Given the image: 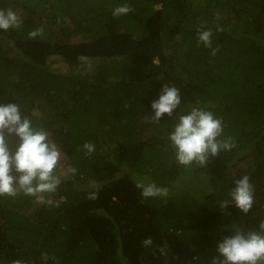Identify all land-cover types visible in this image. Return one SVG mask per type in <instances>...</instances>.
<instances>
[{
    "label": "trees",
    "instance_id": "16d2710c",
    "mask_svg": "<svg viewBox=\"0 0 264 264\" xmlns=\"http://www.w3.org/2000/svg\"><path fill=\"white\" fill-rule=\"evenodd\" d=\"M124 4L133 10L114 17ZM8 8L21 22L0 30V103H18L50 133L62 153L58 173L77 172L51 195L58 206L0 197V264H209L234 224L257 229L264 0H0ZM198 29L212 30L211 48ZM164 84L180 90L181 104L150 123ZM188 105L222 118L221 139L235 142L205 167L179 165L168 139ZM85 142L95 145L91 155ZM243 175L254 188L251 210L222 212L218 201ZM144 177L168 196L143 198L135 182Z\"/></svg>",
    "mask_w": 264,
    "mask_h": 264
},
{
    "label": "clouds",
    "instance_id": "9594fccd",
    "mask_svg": "<svg viewBox=\"0 0 264 264\" xmlns=\"http://www.w3.org/2000/svg\"><path fill=\"white\" fill-rule=\"evenodd\" d=\"M133 9L124 4L113 9L112 15L119 17L127 15ZM20 19L16 13L8 9H0V30L7 31L19 27ZM203 28V26H201ZM41 30L29 33L30 37L40 34ZM217 31H222L217 27ZM211 29H198V41L211 48ZM218 49L212 50L215 55ZM181 104L180 90L175 86L164 84L158 99L151 102L153 115L148 116L150 123H159L167 114L173 116L174 110ZM187 114L176 112L178 122L169 132L168 139L174 149L175 161L186 169L196 164L205 167L211 157L220 152L230 151L235 147L232 137L223 136V120L211 111L197 106H187ZM50 133L43 127L33 126L32 121L20 110L18 103H0V197H17L20 194L35 198L42 205L58 206L59 202L51 199L68 174H75L74 167L66 168L58 173L62 153L57 144L49 139ZM13 137L15 140H13ZM86 155L95 151V145L89 142L83 144ZM136 187L141 190L143 198H166L169 190L158 187L147 177L136 180ZM235 187L228 193V199L218 201L223 212L229 205H235L245 215L251 210L254 202V188L250 177L243 175L234 181ZM91 186L96 188L95 182ZM97 192L89 193L90 199H95ZM233 235L224 236L216 244L218 255L213 256L209 264H264V220H260L257 229L245 231L233 225ZM142 246H152L151 237L144 239ZM161 254L164 253L161 251ZM13 264H22L21 260Z\"/></svg>",
    "mask_w": 264,
    "mask_h": 264
}]
</instances>
